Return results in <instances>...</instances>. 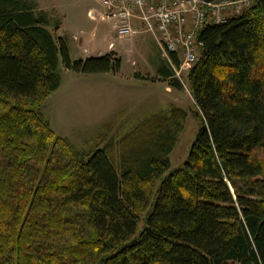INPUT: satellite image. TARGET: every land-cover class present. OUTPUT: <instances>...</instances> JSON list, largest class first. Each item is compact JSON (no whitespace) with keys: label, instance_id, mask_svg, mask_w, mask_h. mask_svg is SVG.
I'll use <instances>...</instances> for the list:
<instances>
[{"label":"trees","instance_id":"obj_1","mask_svg":"<svg viewBox=\"0 0 264 264\" xmlns=\"http://www.w3.org/2000/svg\"><path fill=\"white\" fill-rule=\"evenodd\" d=\"M47 25L0 0V264H264V0L198 31L185 75L200 126L166 175L176 105L99 133L90 152L55 135L38 108L59 86L58 55L78 73L120 59L72 60ZM157 72L182 87L167 62Z\"/></svg>","mask_w":264,"mask_h":264},{"label":"rangeland","instance_id":"obj_2","mask_svg":"<svg viewBox=\"0 0 264 264\" xmlns=\"http://www.w3.org/2000/svg\"><path fill=\"white\" fill-rule=\"evenodd\" d=\"M22 1L46 14L47 28L64 39L72 60L96 56L98 51L104 54L110 51L107 47L109 42L114 43L112 50L120 59L116 70L78 73L66 69L61 55H58L56 72L59 86L38 108L55 135L66 138L78 150L90 152L97 147L99 133L107 131V137L118 138L147 114L176 105L186 115L169 154L170 163L164 175L181 167L187 159L200 121L185 72L182 73L185 87H174L157 79L156 72L165 60L152 35L143 30L129 40L120 39L113 33L112 20L101 21L99 16L97 19L100 21L96 20L93 10L88 15L90 19L86 16L87 8H99L97 0ZM248 1L246 8L253 2ZM228 13L230 11H225L223 15ZM92 32L95 37L90 36ZM146 76L155 77V80L146 79ZM142 224L140 221L138 229Z\"/></svg>","mask_w":264,"mask_h":264},{"label":"built area","instance_id":"obj_3","mask_svg":"<svg viewBox=\"0 0 264 264\" xmlns=\"http://www.w3.org/2000/svg\"><path fill=\"white\" fill-rule=\"evenodd\" d=\"M103 11L101 20H112L114 33L120 39H131L138 32L133 21H138L149 32L181 85L182 73L187 72L196 59L197 33L207 16L223 22L232 13L249 5L248 0H97ZM230 11L229 15H223ZM88 11V15L92 14ZM112 46V44H110ZM174 57V58H173ZM178 64H175V60ZM185 87V86H184Z\"/></svg>","mask_w":264,"mask_h":264},{"label":"crops","instance_id":"obj_4","mask_svg":"<svg viewBox=\"0 0 264 264\" xmlns=\"http://www.w3.org/2000/svg\"><path fill=\"white\" fill-rule=\"evenodd\" d=\"M89 10H93L94 11V13L96 14V20H98V21H100L99 19V15H100V13L103 11V8L99 5V8H87V10H86V16L89 18V16H88V11ZM97 18H99V19H97ZM90 19V18H89ZM102 21V20H101ZM139 22L138 21H133V25H134V27L138 30V32H140V31H143L144 29H143V27H142V25H141V27H142V29L140 28L139 29V24H138ZM112 27V26H111ZM92 29H94V28H92ZM94 31V30H93ZM113 31V30H112ZM95 32V31H94ZM94 32H92L91 34H90V36L91 37H95L96 35L94 34ZM137 32V33H138ZM113 33H114V31H113ZM137 33H135V34H137ZM115 34V33H114ZM134 34V35H135ZM133 35V36H134ZM110 44H113L114 45V43L113 42H109L108 43V49H110V50H112V49H114L115 47H112V46H110ZM159 48V47H158ZM101 54H103V53H101L100 51H98V53L96 54V55H101ZM161 55V54H160ZM89 56H91V55H89ZM89 56H86V57H89ZM86 57H84V58H86ZM162 57V56H161ZM84 58H82V59H84ZM166 62V61H165ZM158 71V70H157ZM156 74H157V79H159V74H158V72H156ZM163 81H166L167 82V80L166 79H164ZM168 83V82H167Z\"/></svg>","mask_w":264,"mask_h":264},{"label":"water","instance_id":"obj_5","mask_svg":"<svg viewBox=\"0 0 264 264\" xmlns=\"http://www.w3.org/2000/svg\"><path fill=\"white\" fill-rule=\"evenodd\" d=\"M204 1H206V2H210V1H212V0H204Z\"/></svg>","mask_w":264,"mask_h":264}]
</instances>
